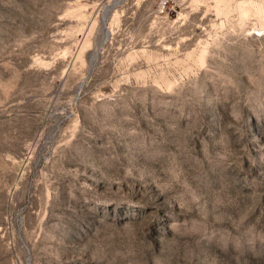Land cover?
<instances>
[{
	"label": "rangeland",
	"instance_id": "obj_1",
	"mask_svg": "<svg viewBox=\"0 0 264 264\" xmlns=\"http://www.w3.org/2000/svg\"><path fill=\"white\" fill-rule=\"evenodd\" d=\"M195 1L0 0V264H264V28Z\"/></svg>",
	"mask_w": 264,
	"mask_h": 264
},
{
	"label": "bare ground",
	"instance_id": "obj_2",
	"mask_svg": "<svg viewBox=\"0 0 264 264\" xmlns=\"http://www.w3.org/2000/svg\"><path fill=\"white\" fill-rule=\"evenodd\" d=\"M216 1V8L218 11V15L222 14V9H228L231 10L234 5H236L237 9H239L241 12V15L243 17L249 16L251 14H254L260 18V21L262 23V26L264 28V1L261 2V0H215ZM197 1L194 0V4L192 7L197 8ZM195 8V10H196ZM187 16V15H186ZM180 17H185V14H180ZM119 19V13L117 12L114 16L113 24H116ZM224 26V23L222 24ZM86 47H83V50Z\"/></svg>",
	"mask_w": 264,
	"mask_h": 264
}]
</instances>
